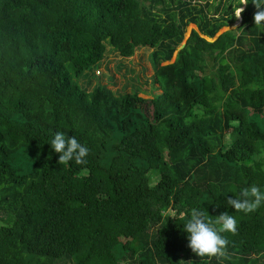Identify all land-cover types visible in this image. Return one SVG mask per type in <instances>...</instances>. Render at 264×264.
Here are the masks:
<instances>
[{"label":"trees","instance_id":"16d2710c","mask_svg":"<svg viewBox=\"0 0 264 264\" xmlns=\"http://www.w3.org/2000/svg\"><path fill=\"white\" fill-rule=\"evenodd\" d=\"M227 2L0 0V264H264V205L227 204L264 191V29L248 0L208 41L237 21ZM108 47L151 48L160 92L93 84ZM57 132L87 165L58 163ZM193 207L236 216L228 258L188 247Z\"/></svg>","mask_w":264,"mask_h":264},{"label":"clouds","instance_id":"9594fccd","mask_svg":"<svg viewBox=\"0 0 264 264\" xmlns=\"http://www.w3.org/2000/svg\"><path fill=\"white\" fill-rule=\"evenodd\" d=\"M256 11L254 13L255 28L264 29V0H252ZM248 0H240L239 6H234V15L241 19ZM243 30V29H241ZM51 148L59 154L58 163L68 166L74 161L77 165H87L90 149L78 142L75 137H66L64 133L57 132L50 142ZM227 204L235 209L236 213L251 214L264 205V191L256 184L242 188L239 195L227 200ZM184 231L188 233V247L198 257L211 261L226 259L229 256L230 241L225 233L235 236L238 233V220L235 215L223 212L215 218L204 209L193 207L187 214L183 223ZM180 264H185L180 261Z\"/></svg>","mask_w":264,"mask_h":264},{"label":"rangeland","instance_id":"374dc122","mask_svg":"<svg viewBox=\"0 0 264 264\" xmlns=\"http://www.w3.org/2000/svg\"><path fill=\"white\" fill-rule=\"evenodd\" d=\"M191 3L204 5L206 2H210L214 4L216 0H190ZM228 2L232 0H227ZM227 2V3H228ZM245 5L243 6V8ZM241 24L240 19L237 20L234 25H227L220 29L217 35L214 38H206L208 41H214L220 34L230 30H236ZM192 30H197V26L194 24H189L186 27L184 34V41L182 44L184 45L186 39L189 37ZM179 49V48H178ZM151 48H140L137 49L134 55L130 58H123L118 55L116 52H113L107 49L106 56L100 63L99 67L94 71L96 78L93 79V84L97 81H101V83L108 85L112 90L116 91L119 94H123L125 92L133 91L134 87H139L145 91H142L140 95L145 96L150 99L152 94H156L160 92L158 88L152 90L150 85V78L154 73L152 68L151 61ZM174 60H171V62ZM113 77V80L110 79ZM151 112V109L149 110ZM188 133H179L175 135H171L168 139V142L164 145L167 148H173L181 145L185 140ZM169 213H173L170 211Z\"/></svg>","mask_w":264,"mask_h":264},{"label":"water","instance_id":"95a60500","mask_svg":"<svg viewBox=\"0 0 264 264\" xmlns=\"http://www.w3.org/2000/svg\"><path fill=\"white\" fill-rule=\"evenodd\" d=\"M233 25H234V24H233ZM181 47H183V45H182ZM181 47H180V48H181Z\"/></svg>","mask_w":264,"mask_h":264}]
</instances>
